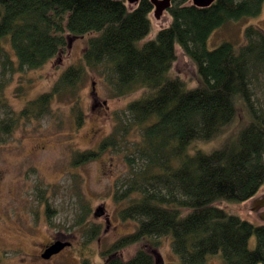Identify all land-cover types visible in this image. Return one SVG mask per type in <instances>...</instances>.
Segmentation results:
<instances>
[{
  "label": "trees",
  "instance_id": "trees-1",
  "mask_svg": "<svg viewBox=\"0 0 264 264\" xmlns=\"http://www.w3.org/2000/svg\"><path fill=\"white\" fill-rule=\"evenodd\" d=\"M263 8L264 0H216L205 7L172 0V23L139 45L153 28L152 0H0V92L6 74L41 68L66 53L74 37H87L82 59L50 90L0 118V135L50 114L54 102L65 98L75 99L72 110L82 125L79 90L88 68L102 70L114 96L143 90L116 112L113 131L97 149L77 152L72 163L126 149L129 174L116 183L113 199L120 218L136 221L137 228L102 251L106 264H157L155 250L164 236L172 237L180 259L174 264H209L219 253L222 264H264V222L220 205L251 201L264 190V108L254 98L255 86L264 83V29L248 25L240 46L225 41L208 47L215 29L258 16ZM177 44L194 59L200 85L187 89L184 78L169 76ZM220 136L222 143L209 151L196 147ZM82 210L78 223L85 225L93 210L88 204ZM100 231L95 224L87 233L95 239ZM133 245L141 246L126 257Z\"/></svg>",
  "mask_w": 264,
  "mask_h": 264
},
{
  "label": "rangeland",
  "instance_id": "rangeland-1",
  "mask_svg": "<svg viewBox=\"0 0 264 264\" xmlns=\"http://www.w3.org/2000/svg\"><path fill=\"white\" fill-rule=\"evenodd\" d=\"M151 18L152 31L139 45L156 37L173 20L168 10L159 18L154 10ZM251 24L264 29V8L258 16L232 19L215 29L208 47L214 49L225 41L240 46L246 41L245 29ZM86 44V36L74 37L66 53L41 68L6 74L7 83L0 92V98L6 102L0 103V118L6 117L10 110L22 109L28 100L50 90L70 64L82 59ZM177 52L178 60L169 76L184 78L187 89L200 85L202 78L192 56L180 44ZM79 91L84 110L82 125H77L72 110L75 99L65 98L54 102L50 114L34 122L23 120L10 134L0 135V264H106L102 251L137 228L136 221L120 218V206L113 199L116 183L129 174L125 147H119L118 151L106 150L98 158L77 167L72 163L77 152L97 149L113 131L116 112L141 96L143 90L126 97L114 96L102 70L88 68ZM254 92L256 105L264 108V83L255 86ZM223 139L220 136L196 147L209 151ZM42 193L47 200H41ZM259 195L251 201L225 200L220 205L260 224L264 217L253 206ZM83 204L93 210L85 225L78 223ZM95 224L100 226V237L92 239L87 232ZM56 239L70 240L72 244L51 258H44L46 247ZM159 239L160 247L155 250L157 264L179 263L172 249V237ZM249 244L253 249L257 246L256 235L250 238ZM140 246H130L123 253L126 257L132 256ZM222 262V253L209 257V264Z\"/></svg>",
  "mask_w": 264,
  "mask_h": 264
},
{
  "label": "water",
  "instance_id": "water-1",
  "mask_svg": "<svg viewBox=\"0 0 264 264\" xmlns=\"http://www.w3.org/2000/svg\"><path fill=\"white\" fill-rule=\"evenodd\" d=\"M129 3H137L140 0H127ZM216 0H193V2L198 6H209L214 3ZM155 5V14L156 17L159 18L164 10H168L172 5V0H152ZM258 209L259 214L264 217V192L259 195L258 199L256 200L255 204L253 205ZM72 242L70 240H62L58 239L46 250L43 252L42 256L46 259L51 258L52 256L60 253L66 247L70 246Z\"/></svg>",
  "mask_w": 264,
  "mask_h": 264
},
{
  "label": "flooded vegetation",
  "instance_id": "flooded-vegetation-1",
  "mask_svg": "<svg viewBox=\"0 0 264 264\" xmlns=\"http://www.w3.org/2000/svg\"><path fill=\"white\" fill-rule=\"evenodd\" d=\"M56 240H58V239H56ZM56 240H55V241H56ZM55 241H53L52 243H50L47 247H49V246H50L51 244H53ZM47 247H46V248H47Z\"/></svg>",
  "mask_w": 264,
  "mask_h": 264
}]
</instances>
